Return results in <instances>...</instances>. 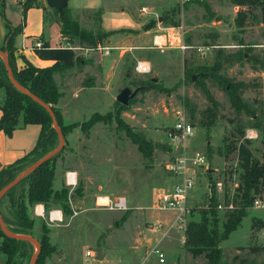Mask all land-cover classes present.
I'll list each match as a JSON object with an SVG mask.
<instances>
[{"label":"rangeland","instance_id":"1","mask_svg":"<svg viewBox=\"0 0 264 264\" xmlns=\"http://www.w3.org/2000/svg\"><path fill=\"white\" fill-rule=\"evenodd\" d=\"M23 1L4 0V15L12 25L14 22L19 25L21 23L18 22L23 20L20 4ZM205 1L209 5V12H206L201 4L202 0H190L184 4H181V0H70L69 3L72 5L66 6L70 17L77 21L80 28L89 32L100 29V19L106 10L105 18L110 26L122 23L123 16L113 12L120 9L139 23L137 30L125 32L127 35L130 34L132 40L121 43L119 45L121 48L113 49L102 42L87 53L80 49L71 50L80 56L90 54L107 56L110 51L123 50L121 59L116 65L119 76L112 81L111 85L110 107L104 109L105 115L109 116V121L98 122L100 128L96 135L98 138L108 135L112 151L114 147L117 150H125L128 165L131 167L126 186L132 197L139 194L140 184L153 181L158 176L171 174L169 165L175 157L182 154V150L179 151L170 144L165 132L173 123L175 111L182 107L185 109L189 121L194 126V134L187 140L186 149L190 156L198 151L207 159L206 165L195 168L194 190L203 200L193 206L194 200L190 196L193 190L189 192L187 204L192 208L191 213L186 217V223L199 219L200 210L208 207L209 197L213 191L216 194V202L222 206L229 200V195L236 191L234 183L240 182L242 170L238 166L239 156L235 146L247 139L244 137L247 130H253L257 134V137L248 139L250 141L247 144L248 148L256 159L264 163V14L259 6L237 4L234 0ZM44 3L45 20L59 26L58 15L46 1ZM142 7H146L148 11L141 12ZM239 10L245 14V19L240 25L237 24L236 18ZM157 15L161 17L160 20L157 19ZM148 24H152L149 29L154 30L146 32L144 26ZM167 25L181 26L186 44L210 46L211 49L205 54H199L195 48L182 50L165 47L167 45L158 48L153 44V38L155 34L162 32L159 26ZM60 38L64 42L58 43L57 46L61 48L79 45L76 38L70 40L62 34ZM102 46L110 47L109 52L104 53L98 48ZM139 61L150 63L151 69L148 73H140L136 70ZM216 62L221 64L215 70L216 73L232 82L244 84L240 87L239 93L242 101L254 113L252 116L244 111L237 112L231 107L225 88L212 77L214 72L212 66ZM185 71L188 73L187 76L184 75ZM193 75L194 79H192ZM150 82L155 83L156 86L165 87L167 91L157 90L150 86ZM126 87L131 92L136 88L138 91L125 105L127 108L120 112V117L133 132L150 144L152 148L150 158L145 157L137 149L124 129L118 126L112 117L116 107L121 104L115 96ZM58 103L56 108L59 116L63 124L68 127L64 139L70 144V132L76 125L65 122L69 118H64L63 112L65 110L69 112L70 105L67 109L62 105L59 106ZM67 104H69L68 100ZM68 147L66 148L65 143L64 148L67 152H64L63 148L64 155L69 154ZM117 157V155L111 156L109 167H106V163L104 165L100 163L99 166V157H96L93 171L103 173L104 170H110L111 183L115 184L116 176H119ZM28 162L33 163L30 158ZM218 183H221L220 186H217ZM254 196L264 198V185ZM124 199L126 209L122 212H129V204L125 197ZM151 203L150 205H153V199ZM5 208L6 203L3 204L2 210L5 211ZM217 209L222 221L225 219V211L222 208ZM111 210L115 209L97 204L96 208L85 213L88 214V220L84 219L83 223L89 222V227L76 235L79 238V246L82 248L79 255L80 262L77 264H205L203 256L193 257L183 242L180 243L182 230L177 227L168 229L165 234H163L164 229L155 228L154 237L161 238L164 243L172 247L168 256H165L164 263H160L155 256L144 261L141 258L142 254L128 261L122 249L123 246L132 245L133 237L127 227L124 230L113 231L118 219L113 216L117 212ZM134 212L136 217L133 216V226L140 225L145 216L147 220L153 222L171 220L174 216L172 210H158L153 207L140 208ZM106 222H109L107 228ZM85 224L84 227H86ZM159 240L155 244L158 245ZM96 242H101L99 247L101 251H104L103 249L107 251L101 263L94 256L86 259L83 255L84 247L94 250ZM179 244L183 250L177 261L179 255L175 246ZM220 246L223 264H240L241 261L243 264H264V210L255 208L253 205L247 208V214L243 217L241 224L229 234L227 239L221 241ZM2 258L3 256L0 255V264H2Z\"/></svg>","mask_w":264,"mask_h":264},{"label":"crops","instance_id":"2","mask_svg":"<svg viewBox=\"0 0 264 264\" xmlns=\"http://www.w3.org/2000/svg\"><path fill=\"white\" fill-rule=\"evenodd\" d=\"M39 1L45 6V0ZM69 1L70 0H67V5L70 7L72 4L70 5ZM43 6H32L28 8L24 20L18 22L23 23L22 31L15 36L14 39V55L19 67L24 65L22 57L37 67L50 66L55 62L52 58L40 57L37 54V50L39 49H31V46L36 40L46 42L48 44L47 51L49 49L61 47L57 46V44L64 42L60 38L59 26L56 23L51 24L45 20ZM106 11L103 12L100 19V28L105 32H115L108 35L103 42L113 49L121 48L119 47L121 43L132 40L130 34L127 35L125 32L137 30V28H139V23L134 17L126 14L123 9H120L113 12L123 16L122 23L110 26V24L106 22ZM156 17L159 19L158 15ZM14 24L17 25L15 22ZM181 29V26H159V30L162 32L157 34L162 35L164 43L167 45L165 47L180 49L179 45L181 43L186 44ZM152 30L154 29H147L145 31L149 32ZM5 35L6 27L0 19V46L4 42ZM135 46L132 47L136 48ZM122 52L123 50L118 52L110 51L109 55H103L104 57L97 56L96 54L80 56L74 53L69 67L62 72L54 74L55 81L59 90L62 92L58 105H62V107L67 109L68 105H70L69 112L68 110L63 112V114L65 113L64 118H69L65 122L76 123L78 126L70 132V144L67 141L65 142L66 148L69 146V154L64 155V153H62L58 158L53 181L54 189H59L62 185L69 188V203L72 214L66 216L58 208H53L46 212L42 203H36L31 208L32 215L36 219L34 227L36 235L40 234V224L44 222L49 228V242L55 247V251L45 259L44 264H77L80 262L79 255L82 248L79 246V238L76 235L84 228L88 229L89 227V222H85L86 224L83 223L84 219L88 220V214L86 215L85 213L96 208L97 204H101L107 199H114L119 196H124L126 198L130 211L122 212V210H111L112 212H117L115 213L116 215H112L118 219L115 223L116 228L113 229V231H117V229L124 230L125 227L130 230L133 237L132 245L130 247L123 246L124 248L122 249L126 259L129 261L141 254V258H143L144 261L152 256L157 257L151 252V248L155 245H159L158 247L163 251L164 257H167V254L172 250L171 245H168L166 242L164 243L161 238H157V236L154 237L156 229L153 225L162 223L167 226L173 221L174 216L171 220H155L157 222L147 220L145 216L141 224L136 226H133L132 221L133 216L136 217V212H134V210L144 207H153L154 203L150 205L152 204L151 200L153 199L155 202L157 193L161 190L171 189L174 183L178 181V178L172 174L158 176L154 178L153 181L140 184L139 186L141 188L139 194L132 197L126 186V181L128 179L127 175L131 167L128 165L125 150H117L116 147H114L112 151L108 135L98 138L96 135L98 128H100L98 122L89 129L87 134L84 133L79 126L96 112L105 114L104 109L110 107L111 85L112 81H115L119 76V70H117L116 65L121 59ZM67 100L69 104L66 105ZM40 131L41 125L37 123H20L10 135L0 130V168L13 163L29 153L36 145ZM67 139L68 137L66 135V140ZM66 148H64V152H67ZM116 155L118 156L119 162L117 169V174H119V176H116L117 181L113 184L111 183L112 172L110 170H104L103 173H98L97 171L96 173V171H93L92 167L96 157H99V166L100 163L102 165L106 163V167H109L111 165V156ZM113 159H115V157H113ZM166 170L168 171V169ZM67 172L74 173L75 183L73 185H69L66 182ZM190 196H192L191 199L194 200L193 206L203 200L194 189ZM123 215H126L125 220L121 219ZM106 223L107 225H105V227L107 228L109 222ZM84 224L86 227H84ZM132 229H135V231H132ZM180 238V243H182L184 240L183 230ZM158 239L160 240L157 242L159 243L157 245L155 243ZM96 243V248L94 250L84 247V253L87 249H92L94 251V258L101 263L105 259L107 251L106 249H103L104 251L100 250L99 247L101 246V242ZM175 247L178 249L179 256H177V261H179L183 249H181V244ZM96 250H98V252ZM97 257H100V259H97ZM164 262L165 259L160 263Z\"/></svg>","mask_w":264,"mask_h":264},{"label":"trees","instance_id":"3","mask_svg":"<svg viewBox=\"0 0 264 264\" xmlns=\"http://www.w3.org/2000/svg\"><path fill=\"white\" fill-rule=\"evenodd\" d=\"M234 1L237 4L259 6L264 14V0ZM201 4L206 12L210 11L209 5L205 0H202ZM32 6L41 7L43 5L39 0H24L21 2L23 20L27 9ZM43 9L45 10L44 6ZM53 10L58 15L57 21L60 26V34L70 40L76 38L75 40L81 47H97L108 35L115 32H105L101 28L94 32H89L80 28L77 21L70 17L68 7H65L61 12L54 8ZM236 18L237 24L240 25L245 19L243 11L239 10ZM0 19L6 27V35L0 50L7 54L14 78L22 87L51 107L62 133L65 135L68 127L63 124L56 108L62 92L59 90L54 74L62 72L69 67L74 52L71 49L61 47L47 51L48 44L43 42V47L37 50V54L40 57L52 58L55 62L50 66L37 67L22 57L24 65L19 67L14 55V39L22 31L23 23L14 26L6 19L4 15V0H0ZM144 27L147 30L152 27V24ZM220 66L219 62L214 63L212 66V71H214L212 72V77L220 86L225 88L231 107L237 112L244 111L252 116L254 113L240 97V87L244 84L232 82L228 78L221 76V74L216 73L215 70ZM187 74V71H185L184 75L187 76ZM150 86L155 87L159 91H167L165 87L156 86L153 82H150ZM126 108L127 106L119 104L112 117L118 126L124 129L126 135L137 146V149L145 157L150 158L152 154L150 144L139 134L133 132L120 117V112ZM107 121H109V116L96 112L79 126L87 134L89 129L97 122L106 123ZM20 123L40 124L41 131L36 145L29 153L0 168V189L30 164L28 162L29 158L33 162L54 149L58 139L57 132L52 126V119L47 110L13 86L9 80L5 62L0 56V130L10 135ZM73 124L78 126L76 123ZM249 142L248 139H244L238 146H235L239 156L238 166L241 168L242 173L240 175L241 180L237 182L236 191L232 198L234 208L224 209L225 219L221 221L217 209L219 204L216 202V194L213 191L209 197L208 207L200 210L199 219L190 220L184 229L183 244L193 257L203 256L205 264H223L221 241L227 239L229 234L241 224L243 217L247 214V208L253 204L254 194L258 193L261 186L264 185V163H261L252 155L247 146ZM62 150L27 174L0 199V216L8 229L15 234L32 236L38 240L40 251L35 264H44L45 259L55 251V247L49 242V228L44 222L40 224V234L36 235L34 231L36 219L32 215V206L36 203H42L46 212L50 209L58 208L66 216L72 214L69 203V188L62 185L59 189H54L53 186L56 160L61 156ZM4 203H6L5 211L2 210ZM125 218L126 215H123L121 219L125 220ZM34 252L35 246L31 242L10 238L0 228L2 264H28ZM240 264H243V262L241 261Z\"/></svg>","mask_w":264,"mask_h":264},{"label":"built area","instance_id":"4","mask_svg":"<svg viewBox=\"0 0 264 264\" xmlns=\"http://www.w3.org/2000/svg\"><path fill=\"white\" fill-rule=\"evenodd\" d=\"M23 1V0H21ZM190 0H181V4H184ZM141 12H147L146 7H142ZM153 44L158 48H162L164 43V39L162 35L156 34L153 38ZM43 47V42L41 40H36L31 49H41ZM180 49L185 50L189 48H195L196 52L199 54H205L208 52L211 47L210 46H193L185 43H181L179 45ZM68 49H80L87 53L89 50H92L96 47H81L79 45H74L70 47H66ZM103 50L104 53L109 52V48L107 46L98 47ZM150 63L148 61H139L136 65V70L140 73H148L150 71ZM194 134V126L189 121L188 115L185 109L179 108L174 113V120L171 126L165 132V136L175 149L179 151L182 150V154L178 157H175V160L172 164L169 165L170 173L173 176L178 178V181L174 183L171 189L169 190H161L157 193L155 202L153 205L154 209L158 210H172L175 212L173 221L167 226L162 223H157L153 225L155 228L164 229L163 234H165L168 229L171 228H179L184 231L186 227V217L191 213V206L187 204V198L189 192L195 188L196 185V173L195 168L200 167L207 164V159L200 152L196 151L193 155H189L186 149L187 140L192 137ZM247 139H253L257 137V134L253 130H247L244 135ZM66 182L69 185H73L75 183L74 173L67 172L66 173ZM221 183H218L217 186H220ZM235 187H237V182L234 183ZM233 193L229 196V200H227L224 205H217V208L224 209H233ZM103 206L108 207L110 209L115 210H124L126 209L125 199L122 196L116 197L115 199H107L106 201L101 203ZM255 208H259L264 210V198L255 197L253 199V204ZM151 252H153L159 259L160 262H163L165 257L164 253L160 247L154 246L151 248ZM86 259L94 256V251L92 249H87L84 253Z\"/></svg>","mask_w":264,"mask_h":264},{"label":"water","instance_id":"5","mask_svg":"<svg viewBox=\"0 0 264 264\" xmlns=\"http://www.w3.org/2000/svg\"><path fill=\"white\" fill-rule=\"evenodd\" d=\"M47 5L51 8H54L58 11H63V9L67 6V0H45ZM161 17H159L158 20H160ZM0 56L3 58L5 65H6V70L8 73V77L10 82L13 84V86L19 90L20 92L28 95L29 97H31L36 103H38L39 105H41L43 108H45L47 110V112L49 113L51 119H52V126L55 129V131L57 132L58 135V145L52 149L51 151H49L48 153H46L43 157H41L40 159H38L37 161L31 163L29 166H27L25 169H23L22 171H20L10 182H8L5 186H3L0 189V199L14 186H16L27 174H29L31 171H33L34 169H36L37 167H39L41 164H43L44 162L48 161L49 159H51L53 156H55L57 153H59V151L62 150V148L65 145V139H64V135L62 133L61 128L59 127L56 119H55V115L53 110L51 109V107L45 103L43 100H41L39 97H37L36 95H34L33 93H31L29 90L25 89L24 87H22L14 78L13 76V72L10 68L9 65V60H8V56L5 52L0 50ZM195 76H192V79H194ZM138 88H136L134 91H130L127 87L122 89L118 95L116 96V100L123 104V105H127L129 100H131L135 94L137 93ZM0 228L2 229V231L5 233L6 236L10 237V238H15V239H21V240H26L31 242L34 246H35V252L33 253L30 262L28 264H35L39 251H40V244L38 242V240L35 237L32 236H26V235H19V234H15L12 231H10L8 229V227L6 226L5 222L3 221L2 217L0 216ZM98 252V250H96ZM97 259H100V257H97Z\"/></svg>","mask_w":264,"mask_h":264}]
</instances>
